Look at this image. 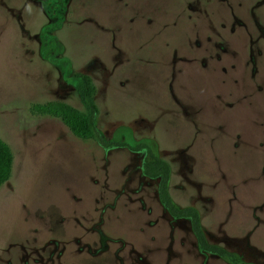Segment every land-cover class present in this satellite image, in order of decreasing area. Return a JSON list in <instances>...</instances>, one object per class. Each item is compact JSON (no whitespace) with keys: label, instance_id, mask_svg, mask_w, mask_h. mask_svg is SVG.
<instances>
[{"label":"rangeland","instance_id":"obj_1","mask_svg":"<svg viewBox=\"0 0 264 264\" xmlns=\"http://www.w3.org/2000/svg\"><path fill=\"white\" fill-rule=\"evenodd\" d=\"M144 144L207 242L170 216L143 149L102 148L34 104L83 111ZM0 264H264V0H0Z\"/></svg>","mask_w":264,"mask_h":264},{"label":"trees","instance_id":"obj_2","mask_svg":"<svg viewBox=\"0 0 264 264\" xmlns=\"http://www.w3.org/2000/svg\"><path fill=\"white\" fill-rule=\"evenodd\" d=\"M72 74L78 81L76 93L83 105V111L61 101H50L43 104L32 105V112L57 118L72 136L81 140L95 141L102 148L125 146L132 151H137L140 148L143 149L145 152V159L142 165L143 173L149 177L157 178L158 199L167 213L174 218H186L188 220L190 230L199 249L220 257L230 258L229 254L223 249L207 242L201 228L198 211L193 206L177 207L172 203L167 191L169 167L165 161L157 157L153 151L144 144L129 146L123 143L104 141L100 137L93 123L94 116L98 112L93 99L95 93L94 86L89 76L79 72H73ZM11 166V151L9 147L0 140V186L10 177Z\"/></svg>","mask_w":264,"mask_h":264}]
</instances>
